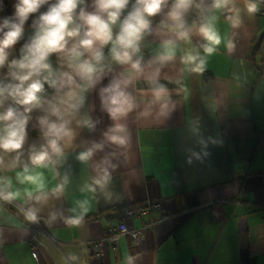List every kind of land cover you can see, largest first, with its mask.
<instances>
[{"label": "crops", "instance_id": "obj_1", "mask_svg": "<svg viewBox=\"0 0 264 264\" xmlns=\"http://www.w3.org/2000/svg\"><path fill=\"white\" fill-rule=\"evenodd\" d=\"M215 2L191 0L174 20L176 0H165L149 16L143 53L121 63L112 53L121 16L107 44L79 47L88 27L81 10L107 17L96 0H82L69 25L80 26L79 36L47 58L50 90L30 105L9 90L0 95V114L11 108L17 120L26 118L22 147L0 149V264H264V0ZM205 27L218 45L204 37ZM37 30L38 22L24 25L22 35L32 41ZM5 51L0 89L4 79L19 85L13 73L27 72L12 66L27 51ZM85 61L91 76L79 69ZM39 74L23 87L41 82ZM113 89L127 100L115 117ZM12 123L0 121V136ZM53 123L64 127L59 138L49 134ZM41 151L47 158L36 165ZM23 175H39L43 186ZM146 200L160 201V209L126 221L142 229L140 237L107 241L93 254L92 245L116 230L119 209ZM33 216L43 227L37 234L28 225Z\"/></svg>", "mask_w": 264, "mask_h": 264}, {"label": "clouds", "instance_id": "obj_2", "mask_svg": "<svg viewBox=\"0 0 264 264\" xmlns=\"http://www.w3.org/2000/svg\"><path fill=\"white\" fill-rule=\"evenodd\" d=\"M47 0H19L16 5L15 17L17 22H9L5 20L4 27H8L9 31L5 32L3 38H0V66H3L7 59L8 53L5 51L12 45H14L23 31V25L28 19L29 14L35 13L39 7L46 3ZM82 0H57L55 5H52L46 13H43L39 17L38 30L31 44L27 45V54L19 61H12V66L20 69L27 70L26 73L17 74L13 73L15 79L20 81L19 85L13 86L10 91V95L19 96L21 99L19 103L24 105H30L38 101L37 93L41 91L42 84L39 80L33 81L24 88V82L30 80L33 75H38L42 70L49 69L50 65L46 62L49 54L63 51L68 43L66 38L77 37L80 34V26L75 28H69V25L73 23V12L77 8L78 3ZM165 0H137V7L129 13L121 24V31L117 35L112 48L114 58L121 62H128L131 59L129 49L132 52L137 50V41L140 39L141 33L148 28L149 21L147 16H153L160 11L162 3ZM191 0H176L173 10L170 12V16L174 20H179L181 17V10L186 9ZM229 0H216L215 7H224ZM128 4V0H96V6L100 13H106V19L99 14H86L83 10L80 12V19L87 25V31L84 33L85 38L79 41V47L84 49L92 48L95 41H100L103 44H107L112 40L111 25L115 24L120 16V12ZM248 11L255 12L256 5L249 3L247 5ZM204 37L212 45H218L220 39L218 35L210 28L205 27L201 29ZM119 45L123 51H117L116 46ZM72 53L75 56H80L82 53L76 50V46L72 48ZM213 47H206L205 52L212 53ZM171 52H169V56ZM96 59L99 60L100 53L95 54ZM189 62H194L196 57L188 56ZM197 64L193 71H201V65ZM133 67H138V64H133ZM80 71L88 76L94 72V67L89 62L85 61L79 65ZM5 89H0V95L3 94ZM114 95L110 97V103L113 107L110 109V113L115 117L118 113L124 111V106L127 103L124 94L113 89ZM31 109H26L30 111ZM13 121L5 128L6 135L0 136V149L6 151L17 150L22 147L24 140V124L26 118L17 120L14 111L10 108L4 114H0V121ZM120 128L117 126L116 131ZM64 131L63 125L57 126L56 124L49 125V134L59 138L61 132ZM110 139L113 142L122 144L124 141L119 136H111ZM50 147L53 151L59 152L60 149L57 146V140L52 139L49 141ZM47 152L41 151L40 153L32 157V161L36 165H42L47 158ZM88 153L82 154L81 159H86ZM21 181H28L36 184L37 187H42L39 175H23ZM19 193H8L5 199L13 196H18ZM35 219V217H32Z\"/></svg>", "mask_w": 264, "mask_h": 264}, {"label": "built area", "instance_id": "obj_3", "mask_svg": "<svg viewBox=\"0 0 264 264\" xmlns=\"http://www.w3.org/2000/svg\"><path fill=\"white\" fill-rule=\"evenodd\" d=\"M137 6L138 5H137V1H136L133 6H130L129 4H127L125 6V8H123L121 10L120 16L122 19H121V23H120V27H119V33L121 31L122 22L129 15V13H131L134 10V8ZM259 13H260V15L264 16V5L261 8V10L259 11ZM146 19L149 20V16H147ZM146 31H147V29H145L141 33L140 39L137 41V50L135 52H132L131 49L128 50L132 57L143 53V43L145 41ZM45 78H47L49 80L51 78V74L47 73ZM41 84H42L41 92L47 93L50 90V87L48 86V84L47 85L44 83H41ZM160 207H161V202L158 200H146L143 202L129 204L127 206L121 207L119 209L120 219H119V223L116 227V230L115 231L108 230L103 239L99 240L98 242H95L92 245L93 254H98V247L102 246L107 241L110 244H112L113 246H115L117 244L119 237H121V236H129L132 239L136 240L138 237H140L142 229L139 228V229H132L131 230L130 228H128L126 221L130 218H133V217L142 218L143 216L149 215L153 211L160 209ZM28 225L35 229V234L41 232L43 229L38 218H35V219L32 218V220H30V223ZM144 225L145 224H143V226ZM35 234L33 235V239H35V237H36ZM73 243L83 246V242H80L79 240L73 241ZM36 247L37 246H36L35 242L33 243V242L29 241V250L33 255L36 254Z\"/></svg>", "mask_w": 264, "mask_h": 264}, {"label": "trees", "instance_id": "obj_4", "mask_svg": "<svg viewBox=\"0 0 264 264\" xmlns=\"http://www.w3.org/2000/svg\"><path fill=\"white\" fill-rule=\"evenodd\" d=\"M136 1L137 0H128V4L130 6H133ZM18 3H19V0H0V38H3L4 33L9 31L8 27H4L5 20H8L10 23L11 22H17L18 23V20L15 17L16 5ZM56 3H57V0H47V2L42 4L35 13L29 14V17L25 21L24 25H29V24H33V23L39 22L40 15L43 14V13H46L49 10V8L52 5H55ZM31 42L32 41L29 40V38H27V37H25V36H23L21 34V36L19 37L17 42L14 45H12V46L14 48H16L17 51H21V50L27 51L26 46L31 44ZM40 73H41V76H42L41 83H44V84L47 85L52 77L48 81V79L45 78V76L49 72H46L45 70H42ZM39 76H40V74H39ZM1 84H2V89L9 90V91H11V88L13 86H16L15 83H11L8 79H4L1 82Z\"/></svg>", "mask_w": 264, "mask_h": 264}]
</instances>
